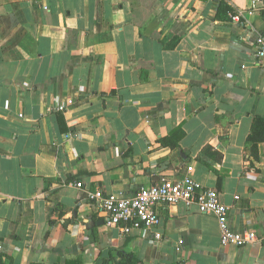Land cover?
I'll return each instance as SVG.
<instances>
[{
	"label": "crops",
	"instance_id": "obj_1",
	"mask_svg": "<svg viewBox=\"0 0 264 264\" xmlns=\"http://www.w3.org/2000/svg\"><path fill=\"white\" fill-rule=\"evenodd\" d=\"M250 7L0 0V264H264L194 206L123 233L88 198L187 174L232 230L264 232V0Z\"/></svg>",
	"mask_w": 264,
	"mask_h": 264
},
{
	"label": "built area",
	"instance_id": "obj_2",
	"mask_svg": "<svg viewBox=\"0 0 264 264\" xmlns=\"http://www.w3.org/2000/svg\"><path fill=\"white\" fill-rule=\"evenodd\" d=\"M260 2L262 0H251V7L247 12L252 14L256 10L257 3ZM230 19L237 22L239 14L231 13ZM255 43L256 55L259 59H264V32L258 34ZM63 108V106L58 107L60 110ZM75 185L81 187L82 184L78 182ZM88 198L96 205L99 212L105 215L106 223L110 226H118L123 233H129L137 228L153 229L160 221L158 206L183 203L187 207L194 206L200 213L210 214L216 218L221 244L264 245V232L244 233L232 230L228 225V206L220 201L217 192L187 174L178 179L162 176L158 182L142 184L131 196L97 189L88 192ZM155 237L159 238L160 234L155 233Z\"/></svg>",
	"mask_w": 264,
	"mask_h": 264
},
{
	"label": "trees",
	"instance_id": "obj_3",
	"mask_svg": "<svg viewBox=\"0 0 264 264\" xmlns=\"http://www.w3.org/2000/svg\"><path fill=\"white\" fill-rule=\"evenodd\" d=\"M253 139V137H249L248 138V141H251ZM173 145H175L174 143H173ZM130 260V259H129ZM137 262V260H134V261H132V260H130V263H132V264H135Z\"/></svg>",
	"mask_w": 264,
	"mask_h": 264
}]
</instances>
